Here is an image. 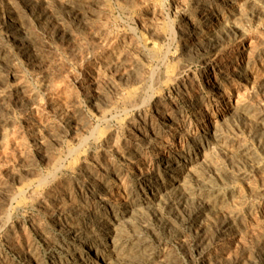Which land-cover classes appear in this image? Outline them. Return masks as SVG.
Listing matches in <instances>:
<instances>
[{
	"label": "rangeland",
	"instance_id": "obj_1",
	"mask_svg": "<svg viewBox=\"0 0 264 264\" xmlns=\"http://www.w3.org/2000/svg\"><path fill=\"white\" fill-rule=\"evenodd\" d=\"M0 264H264V0H0Z\"/></svg>",
	"mask_w": 264,
	"mask_h": 264
}]
</instances>
